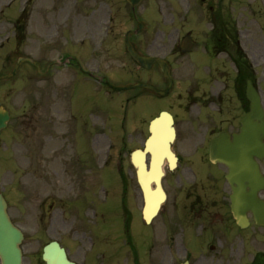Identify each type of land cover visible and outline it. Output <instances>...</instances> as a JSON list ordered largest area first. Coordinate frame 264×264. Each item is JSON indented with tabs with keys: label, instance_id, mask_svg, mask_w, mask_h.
Returning <instances> with one entry per match:
<instances>
[{
	"label": "flooded vegetation",
	"instance_id": "obj_1",
	"mask_svg": "<svg viewBox=\"0 0 264 264\" xmlns=\"http://www.w3.org/2000/svg\"><path fill=\"white\" fill-rule=\"evenodd\" d=\"M227 3L229 8L232 0ZM137 6L127 0H49V64L45 70L49 72L50 89L45 98L50 102L40 111L42 101L29 99V109L22 112L21 105L26 102L22 98H44L37 93L35 66H42L43 62L29 51L27 56L32 63L20 65L11 78L6 77L23 51L16 25L13 46L6 45L5 12L0 9V111L11 108L12 102L7 104V98H14L13 112L19 111L13 122L10 120L7 127L0 129V192L4 193L11 177L16 191L28 196L39 195L49 187V241L43 244L42 239L25 238L22 252L33 256L35 264H45L41 257L48 243L56 241L66 249L68 237L77 239L81 247L86 240L93 243L94 238L100 237L99 226L87 232L85 229L91 219L90 211L94 218L102 213L98 170L100 99L103 88L110 96L114 88L102 72L108 75L107 71L135 64L125 51L129 32V41L139 54L170 62V92L164 98L146 95L150 112L144 125L149 135L150 121L162 110L172 115L176 132L173 150L178 163L173 173L165 171L166 176L174 182H187L192 175L194 182L209 183L206 189L189 185L184 190L181 186L166 192L163 209L142 232L140 255L135 253L132 238L129 241V264H241L242 259L243 264H248L247 229L240 228L231 215V188L225 174L220 173L224 167L209 161L208 150L211 140L220 133L232 135L239 131L249 109L248 81L264 110L259 82L264 75V0H239V15L238 11L231 14L228 10L227 19L239 23L240 30L221 24L226 16L211 15L216 12L211 0H200L198 9L206 15L208 30L169 32L166 36L155 32L153 37L148 31H136L135 26L118 30L119 24L137 20ZM143 11L147 8L143 7ZM211 22L216 25L212 30ZM183 38L187 39L182 42ZM186 48H190L189 53L182 52ZM55 50L61 52L59 60L54 58ZM169 54L172 55L167 58ZM66 70H72V74ZM58 76L63 77L62 110L56 108L60 97L55 95L54 84ZM93 78L96 82L100 79L98 85L93 86ZM71 79L77 80L74 86L70 85ZM144 80L158 90L169 87L157 64L144 69ZM91 95L95 101L89 106L86 99ZM154 111L156 115L150 117ZM92 113L94 117H90ZM185 159L191 160L194 169L184 166L178 174ZM258 165L264 177V159ZM7 175L10 177L6 180ZM260 197L264 201V190ZM112 205L114 201L106 211ZM17 226L22 228L19 223ZM254 227L264 232V227ZM206 247L210 252L219 249L218 255L207 254ZM97 257L90 256V262L94 264ZM263 260L264 253H258L250 264Z\"/></svg>",
	"mask_w": 264,
	"mask_h": 264
},
{
	"label": "rangeland",
	"instance_id": "obj_2",
	"mask_svg": "<svg viewBox=\"0 0 264 264\" xmlns=\"http://www.w3.org/2000/svg\"><path fill=\"white\" fill-rule=\"evenodd\" d=\"M10 1H13L14 5L13 3L12 5L15 7V4L17 3L16 0H4L5 5L1 6L5 9L7 14L13 9V7H5ZM18 2L20 4V8L22 9V19L19 24L22 49L24 50V48H26L28 51L35 52L39 58L45 56V62L49 61V0H32L29 3H27V0H18ZM143 2H145V4L148 2V9L145 12L147 17L140 19V23L145 26L146 30L149 32L162 33L166 31L167 34V32H172L176 29L179 32L192 30L195 33H199L209 28L206 18H204L203 15L201 18L199 17L201 12L194 16V14L189 11L188 15L184 17L185 19L182 20V22L178 20V14L180 17H183L184 10L187 9L188 3H193V0H148ZM19 4H16L17 7H19ZM211 5L216 6V9H218L223 16H226L225 18H227V15L230 14L227 13L228 10L232 12L231 14H235L236 11H238L236 13L238 15L241 11L239 9V0H232L229 8L227 0H211ZM126 27L127 26L125 25H120L119 29L124 30ZM257 57L259 58L260 56L257 55ZM119 73L121 72H118V74ZM131 74L137 78L132 77L131 79ZM131 74H129V72H125L122 75L127 83L134 82L136 80H143V73L139 70L134 69L131 71ZM38 78L40 81L36 84L37 93L43 95L44 98H22V100L26 99V102L22 103L20 112H22V110L24 111L29 109L30 103H27L29 99L42 101L39 108L40 111L42 109L44 110L48 101L50 102V99L48 100V98H45V95H49V81L48 79L44 80L45 77L38 76ZM55 80V95L60 97L57 98V100H59L56 103V108L62 110L63 103L61 95L63 77L58 76ZM259 82L261 86V95L262 98H264V75L259 78ZM124 94L126 95L125 97L128 98L136 96L137 99L131 100L128 104L126 103V99L122 101H111L108 98L101 99L102 138L100 144L101 155L100 150L99 155L100 160L102 159L103 163L106 162L107 166L106 168L103 166L99 170L101 174L102 198H104L105 193L110 195V200L116 199L117 207L112 211V219L108 217L100 221L101 226H103L104 229L100 232V241L95 244L93 249H91V247L89 249L86 244L81 247L80 242L77 239L72 240L69 237L65 239L68 240L67 247L69 249L68 251L71 259L79 262L80 264H87L85 256L90 253H94L96 250V253H103L100 255H103L105 258H98V262L95 264H99V261L104 262V264H126L128 247L125 244L126 238L123 233L124 220L122 217V210L120 208V197H122V201L125 202L127 210L131 213V217H133V231L138 232V229H141L140 226H142V221L140 219V192L138 185L131 177L133 169L128 161L127 150L135 147H141L142 137L144 136V134H142V124L144 118L148 116L150 110L147 108V100L142 98L141 89L135 88ZM9 101L12 102V107V98H10ZM87 102L89 103V106H92L93 99L91 98ZM86 110L88 111L87 106ZM15 114H19V111L18 113L16 111ZM104 114L106 116H104ZM90 117H94V114L92 113ZM111 144L112 146L110 147ZM109 166L112 171L108 168ZM220 171L223 172L222 169ZM117 172H120L123 175V180L118 178ZM9 177L10 175H7L6 180ZM172 179L173 178L167 176L164 180V185L170 193L178 190L177 185L182 184H179L178 182L176 183ZM7 181L9 184H6V194L9 200V212L11 217L15 218L16 222L22 224V226L26 229L27 237L29 239L37 237L42 238L43 243L49 241V228L48 231H46V228L49 226V210H46L49 199L46 201L44 206V210L47 211L46 214L44 213L42 215V211L38 209H35V211L33 208L35 203H37L36 201L38 198V203L45 200L44 197L48 194L46 192L49 190V187L43 188L42 191L44 195L35 194V196H32L30 199L31 202L29 201L31 207L27 211L26 209L28 207H21V214L19 215L16 212V209L18 208L17 203L22 201L24 196H18L16 194L14 185L10 184V181L12 182V177ZM36 226L39 228V234L34 236L29 230H31V227L35 228ZM90 228L91 226H88L85 231L87 232ZM108 228H110V230ZM197 231L200 232V230ZM218 250L219 249H217L216 252H211V255H218ZM260 251H264V232L251 228L248 230L245 244L247 262H250L255 253ZM224 255L226 254L224 253ZM25 261L31 262V264L36 263L35 258L29 254H27V259L25 258ZM88 264L91 263L89 262Z\"/></svg>",
	"mask_w": 264,
	"mask_h": 264
},
{
	"label": "water",
	"instance_id": "obj_3",
	"mask_svg": "<svg viewBox=\"0 0 264 264\" xmlns=\"http://www.w3.org/2000/svg\"><path fill=\"white\" fill-rule=\"evenodd\" d=\"M141 63H143V61ZM249 98L251 99V107L249 113L243 119L240 134L233 136V141L230 143L227 137H220L211 148V160L213 162H221L229 167L232 175L229 178L231 183H233V177L235 176L246 181L248 184L251 181L255 182V180L259 183V176L253 158H260L264 154V146L261 143V138L264 137V121L262 120L261 107L258 105L257 100H253L252 96ZM5 119H7V117ZM170 140L171 138L165 142L168 143ZM166 146H168V144H166ZM163 152L168 154V156L171 155L169 147H166ZM138 156V160L133 158V163L137 168L139 185L143 190L144 196L147 197L148 213L144 209L143 216L148 219L157 213L161 204V198H155L154 193H151L152 190H150L149 187L150 183L153 182L156 189L152 192L156 191L159 196H161V164L159 161L155 162L152 166L153 178L144 179L143 174L146 171L145 164L142 162V154ZM237 185L238 188L234 189L236 199L239 200L242 198V201H244L242 203L246 202L247 207L257 216V209L252 205V202H254L252 201V196L250 194H244L242 197L244 188L243 186L241 187V185H243V182H238ZM237 205L239 207V203H237ZM242 205V207L245 206L244 204ZM5 209L6 205L0 199V255L3 264H21V252L18 246L22 240V235L11 225ZM236 216L242 221V216H240L239 212L236 213ZM47 251H49V253H47ZM43 258L48 264H69L64 260L65 255L63 250L53 245L45 249Z\"/></svg>",
	"mask_w": 264,
	"mask_h": 264
}]
</instances>
